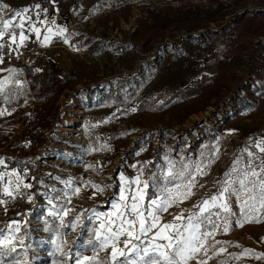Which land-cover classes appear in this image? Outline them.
Segmentation results:
<instances>
[{"label":"rangeland","instance_id":"rangeland-1","mask_svg":"<svg viewBox=\"0 0 264 264\" xmlns=\"http://www.w3.org/2000/svg\"><path fill=\"white\" fill-rule=\"evenodd\" d=\"M1 1L0 5H3ZM4 1L8 8L0 10V16L6 19L17 11L18 5ZM191 1L193 3L208 2V0ZM219 1L230 2V0ZM244 1V6L233 9L225 20L219 24L211 23L210 28L220 31L221 40H206L205 29L188 31V27L197 23L196 20L191 19L184 21L181 30L166 31L164 39L159 37L155 40H147L151 34L150 30L144 39L140 38L137 34L140 20H144L146 25L151 22L147 18L149 13L145 11L146 4L162 8L165 4L158 0H127L118 6H112L106 2L100 4V0L38 2L42 11L41 18H48L51 22H55L52 23L54 26L65 29L64 37L56 36L50 43L51 48L57 49L64 59L63 61L50 59L49 64L50 61H54L64 71L79 70L82 76L74 90L62 93L56 101L55 109L49 119L50 132L45 133L46 141L42 145V150L30 155L31 163L36 167L34 174H31L29 168L21 171L16 167L8 168L4 160L5 153L0 152V159L4 160V164L0 165V172L15 171L22 177L23 184L32 185L31 188L26 189L21 185L20 194L13 192L12 197H9L3 193L7 177L2 182L1 199L5 203L2 204L4 214L0 216V239L12 237L11 243L15 246V250L25 249L19 259L20 263L39 264L40 257L44 255L49 264L58 257L65 264H75L78 258L76 254H83L84 246L81 245L84 243L78 240L77 247L71 248L69 246L71 231H77L81 227V236H83L89 217L98 222L94 212H111L110 204L119 196L120 175L123 174L132 181L143 170V166H140L135 174H131L132 165L140 160L148 162L155 158L159 159L157 169L164 174L168 169L165 157L179 162L178 156L183 149L184 154L188 156L187 164L206 163L218 147L219 159L208 169L209 174L197 178L204 187L198 188L196 195L180 206L183 209H191L193 204L216 192L217 181L226 179L224 174L237 158L242 160L241 167L249 162L247 153L243 151L245 148L256 153L257 156H264V153H260L253 146L254 141L264 139V118H245L242 108L233 102L239 94H246L253 88L248 86V75L253 77L252 86L257 83L255 78L263 75V72L259 71L261 62L256 49H260V41H264V0ZM239 13H243L244 17L237 18ZM146 25L143 26L141 33L147 31ZM65 37L68 43L64 42ZM188 37L192 39H186ZM177 38L180 39L176 40ZM20 49L23 48L15 46L16 54L20 53ZM24 50L29 55L25 63H22L20 59V65L29 63L38 69L49 66V64L42 67L38 65L36 53L32 48ZM234 56L242 59L238 67L235 64L236 59H233ZM8 69H13V65L0 66V80L10 75ZM217 72L220 73L217 83L221 81L223 83L226 76L233 72L237 75L231 89L227 93L218 90L216 93L206 94L202 85L199 84L197 87L203 92L187 101L167 106V119L171 121L169 124L150 123L147 117H141L138 113V97L156 96L162 93L163 96L160 98L162 101L164 97L179 89L193 85L204 75L210 76L208 80H211V76ZM112 86L117 95L119 92L123 94L119 97L109 96L108 90ZM90 88L92 89L89 90ZM132 88L135 89L134 93L130 92ZM227 97H230V102L227 101ZM32 106L33 103L29 102L27 109L29 110ZM212 107L215 110H212ZM132 108L136 111L132 112ZM86 121L92 123L100 134L107 137L114 129L131 130L128 143L107 166L105 177L99 176L90 167L88 155L79 153V149L87 151L89 147L84 129ZM141 121L145 122V126L141 125ZM258 122H261L262 126L252 127L253 123ZM163 129L174 130L177 134L176 142L171 148L163 147L160 143V150H158L154 148V141H151V145L138 144L143 137L154 133L159 135ZM194 136L197 137V141H194ZM83 137L87 142L83 140ZM182 138H185V142H182ZM69 142L78 147L71 146ZM131 147L137 150L138 158L130 165L127 153ZM256 163L258 164L259 160ZM154 173L156 174L157 171ZM57 177L59 179H56ZM12 179L15 180V177ZM69 180L72 181L71 186L62 183ZM88 181L101 186L112 185V187L105 189L102 194L93 196L95 189L91 186L85 187ZM164 181L163 183L167 184ZM149 185L145 206L156 195L150 183ZM168 186L172 187L171 184ZM77 187L81 188V194L73 195V190ZM116 187L118 192H115ZM52 188L57 189L58 192H52ZM64 193H68V196L66 197ZM22 194L31 196L32 200L28 199L24 204H20L18 198ZM49 196L53 199L48 206L46 201L49 200ZM57 196L60 198L56 199ZM40 201L43 203L39 204ZM65 208L72 211L64 215ZM58 209H62V212H57ZM50 210L58 215H48ZM233 210L239 213L234 200ZM179 211L180 209L176 207L171 208L169 213L162 215V222L171 221L173 214ZM187 214L186 212L185 215ZM38 215L56 219L60 227L52 233L38 229L40 223L37 220ZM77 215L80 216L79 221H76ZM60 216H63V224L65 223L66 226L61 225ZM261 222L263 226H259V222H253L250 228L252 236L244 233L234 221L227 233L218 230L215 237L221 239L219 248L224 247L227 252L230 243L224 242L230 239L231 242L238 243L240 249L248 248L264 253V220ZM73 224L76 225L74 230ZM17 226L19 231L15 230ZM155 231L148 234L150 239ZM21 238L23 243L20 242ZM126 238L121 237L119 247H124L123 241ZM144 239L141 237L142 244L134 242L141 247H147L149 244ZM156 243L163 244L166 241L158 240ZM57 246L61 250L56 254L54 249H57ZM65 250L72 252L71 258H67L64 254ZM99 253H107L110 256V249L99 251ZM95 254L97 253L93 251L91 256ZM6 257L8 256L0 257V263ZM133 258L134 256H129V259ZM234 261L239 264H264V256L259 258L251 253L247 255L241 253ZM208 264L213 263L209 260Z\"/></svg>","mask_w":264,"mask_h":264},{"label":"snow or ice","instance_id":"snow-or-ice-1","mask_svg":"<svg viewBox=\"0 0 264 264\" xmlns=\"http://www.w3.org/2000/svg\"><path fill=\"white\" fill-rule=\"evenodd\" d=\"M35 7L40 8V5L37 4ZM7 8V4L0 5V10ZM29 13L30 9L24 8L22 11H14L7 19L0 16V64L4 63L3 52L6 47L12 49V45H16V48H19L28 40L29 37L25 35L26 24L28 25L27 31L34 32L37 39L40 38L41 30L32 22ZM40 23L44 24L45 21L41 20ZM47 32L64 37L65 29L60 28L56 33H53L52 28L49 27ZM52 35L44 36L41 41L42 46H47L51 42ZM18 39L19 43H17ZM64 42L68 43L66 37ZM7 71L10 75L0 80V96H3L5 101L15 95V88L23 87L20 81L13 82V76L17 70L8 69ZM36 71L39 72L40 69H36ZM131 111L135 112L136 109L132 108ZM5 114L6 110H0V115ZM253 146L260 153H264V139L254 141ZM243 151L247 153L249 162L241 167L242 160L237 158L232 167L224 174L226 179L217 181L216 192L193 204L191 209H183L180 206L194 197L198 188L204 187L197 178L209 174L208 169L219 159L218 147L206 163L187 164L183 160L177 162L165 157L168 169L164 173L163 179L167 184L158 183L156 174L153 173L151 188L156 195L155 198L150 199L147 206H145V199L148 197L150 185L148 180L142 178L143 170L132 181L121 174L119 196L111 202L113 211L109 213L94 212L96 219L101 223L98 229L92 230L94 238L88 239L87 246L97 254L89 257L77 253L78 258L75 264H93V262L95 264H208V261L213 257L226 252L224 247L217 248V245L221 244L215 239L218 230L227 233L232 228L233 221L236 226L243 227L245 223L264 220V156H257L247 148ZM257 160H259L258 164ZM177 163L181 165L179 168ZM3 164L4 160L0 159V165ZM6 177L7 183L3 186V193L6 196L12 197L13 192L20 194L21 185L25 189L32 187L31 184H23L22 177L15 171L12 173L0 172V182L5 181ZM12 177H15V180ZM39 183H43V181H39ZM62 183L71 186L72 181H62ZM169 184L172 187H169ZM88 186L95 189L93 196L102 194L105 189L112 187V185L101 186L91 181L85 183V187ZM51 191L58 192L55 188H52ZM81 191V188L77 187L73 190V195H80ZM64 195L67 197L68 193H64ZM55 198L59 199L60 197ZM28 199L31 201L32 197L29 196ZM52 199L53 197L49 196L50 204ZM233 200L239 213L233 210ZM3 203L5 201L0 199V204ZM173 207L180 211L173 214L171 221L162 222V215L169 213ZM71 211L72 209L65 208L63 214L68 215ZM186 212L187 215H185ZM48 215L56 216L58 213L50 210ZM60 220L61 225L66 226L63 224V216H60ZM79 220L80 216L77 215L76 221ZM113 226H115V230ZM72 227L74 230L76 225L73 224ZM15 230L19 231V227L17 226ZM44 230L51 231L47 225ZM153 230L156 231L147 247H140L134 242L140 241L142 244L141 237L147 238L149 233H153ZM121 237H127L123 241L124 247L122 248L117 246L121 243ZM12 239V237L0 239V257L10 256L15 252V246L11 243ZM158 240L166 241V243H156ZM20 242L23 243L22 238ZM53 243L55 242L53 241ZM109 248L110 256L100 259L98 252ZM60 250V247L57 246V251ZM250 251L245 249V254L247 255ZM130 255L134 258L129 259ZM11 264H19V261L13 259ZM220 264H228V262L222 260Z\"/></svg>","mask_w":264,"mask_h":264},{"label":"trees","instance_id":"trees-1","mask_svg":"<svg viewBox=\"0 0 264 264\" xmlns=\"http://www.w3.org/2000/svg\"><path fill=\"white\" fill-rule=\"evenodd\" d=\"M127 0H100V4L109 3L112 6H118ZM165 5L162 8H156L153 5L147 3L145 11L149 13V20L151 21L146 25L144 20H140L139 29L137 34L140 38L144 39L146 33L150 30L151 34L147 40H155L161 37H166L165 32L176 29L181 30L183 28L184 21L187 19L196 20V24L188 27V31H197L199 29H205L204 36L206 40L217 39L221 40L220 31L218 29L210 28L211 23L219 24L222 20H225L226 16L231 13L233 9H238L244 6V0H208L207 3H193L191 0H158ZM184 1V2H183ZM176 4V5H175ZM244 17L243 13L237 14V18ZM147 27L145 33H141L143 26ZM172 36L174 34H171ZM262 36V34H258ZM177 38L176 40H179ZM186 39H192L188 37ZM197 42V41H196ZM260 49H256L258 53V59L261 62L259 71L263 72L261 77L255 78L256 85L250 89L246 94H239L233 102L237 103L243 110L245 118H264V41H260ZM214 44H216L214 42ZM5 48L4 63L0 66L13 65V69L17 70L13 76V82L18 80L23 84L21 88H15V95L10 96L8 101H5L3 96H0V110H6L5 115H0V152L5 153L4 160L7 163L8 168L16 167L18 170H24L29 168L31 174L36 172V167L31 163L30 155L37 154L42 150V145L46 141V131L50 129V118L55 109V104L62 93L70 90H74L79 84L82 76L79 70L64 71L57 63L50 61L49 66L42 67L39 72L36 71V67L31 64L20 65V59L16 54V51ZM255 51V50H254ZM232 58V57H231ZM236 59L235 64L238 67L242 59L239 57H233ZM220 73L217 72L211 76V80H208L210 76L204 75L196 83L186 88L179 89L173 94L164 97L160 101L162 93L156 96L138 97L137 99V111L141 117H147V121L154 124L167 125L171 121L167 119L166 108L172 103L187 101L190 98H194L199 91L198 85H202L206 94L216 93L218 90H223L226 93L231 89L232 83L236 81L237 75L233 72L231 75L226 76V80L223 83H217V78ZM90 88L89 90H91ZM123 90H125L123 88ZM132 93L135 89H131ZM123 92L115 93L112 86L108 90L109 96L119 97ZM33 103V106L28 110V103ZM141 125L145 126V122L141 121ZM84 129L88 138L89 147L87 151L79 149L80 154H86L90 157L89 165L94 171L101 177L107 175L106 168L112 163V160L119 154L129 141V130H116L114 129L107 137L104 134H100L97 128L92 123L86 121L84 123ZM176 132L171 129H163L159 135L154 133L150 136H145L139 140L138 144H150L154 141V148H159L161 143L163 147L171 148L175 144L177 136ZM182 142H185V138H182ZM71 146L78 147L71 142ZM160 146V147H161ZM129 164H133V161L138 158L137 150L131 147L127 153ZM187 155L184 154L181 149V154L178 156L179 161L183 160L188 162ZM159 159L155 158L145 162L143 160L138 161L131 167V174H135L140 166H143V177L152 183L151 177L154 171H157V182L161 185L163 183V173L157 169ZM146 166V167H145ZM181 165L178 164L179 168ZM166 182V181H164ZM115 192H118L116 187ZM2 182H0V199L2 198ZM113 197H111L112 199ZM4 214V207L0 204V216ZM37 220L40 221L38 229L52 233L55 229L60 227L59 222L49 216L38 215ZM97 221L88 219L86 221V228L84 229V235L79 238V242L87 244L88 239L94 238L93 229L97 227ZM259 226H263L262 222L258 223ZM50 227L51 231H45V226ZM252 223H245L242 231L248 236H252L250 228ZM216 240L221 241L219 237H215ZM224 243L229 244L227 252L213 257L210 260L213 264H220L222 260H227L228 264H239L234 259L241 253H245V249L239 248V244L231 242L230 239H226ZM35 248H37L35 246ZM217 248L219 246L217 245ZM57 254V249L55 248ZM53 250V251H54ZM251 250V249H249ZM25 249H16L10 256L6 257L0 264H11L12 260L19 261ZM34 252V251H32ZM31 252V253H32ZM253 256L262 258L264 253L251 250ZM32 255V254H31ZM99 258L103 259L109 257V255L99 253ZM19 264H22L19 262ZM52 264H65L59 257L54 259ZM95 264V262H93Z\"/></svg>","mask_w":264,"mask_h":264},{"label":"crops","instance_id":"crops-1","mask_svg":"<svg viewBox=\"0 0 264 264\" xmlns=\"http://www.w3.org/2000/svg\"><path fill=\"white\" fill-rule=\"evenodd\" d=\"M7 1L12 3L15 6L18 5V6H16V10L17 11H22L24 8L30 9V13L29 14L32 17V22L35 23L36 27L40 28V30H41L40 38L37 39V37H36L34 32L27 31L28 25L26 24L25 25V35H27L29 38H28L27 41H25L24 45L19 47V48H23V49L32 48L33 51L36 53L37 62H38V65H40V67H42L44 65H48L50 59H53L55 61L56 60L63 61V59H64L63 55L59 54L57 49L51 48V46H50L51 42L47 46H42V44H41V41L44 39L45 35H52V34H49L47 32V29L49 27L52 28L53 33H56L59 30V27L58 26H54L52 24V22L48 18L42 19L41 18V13H42L41 9L35 7L38 4V2H41L43 0H7ZM1 2H3V4L6 3L4 0H2ZM41 20L45 21V23L41 24L40 23ZM17 31H19V30H17ZM55 37H56V35H52V39L55 38ZM17 43H19V39L17 40ZM67 70H70V69L67 68ZM259 126H262L261 122L253 123V125H252V127H254V128H257ZM134 179H132V180H134ZM111 211H113L112 208H111ZM100 223H101V221L98 220V225H97L96 229H98L100 227ZM113 227H114V230H115V226H113ZM117 246L119 247L120 245L118 244ZM83 249H84V251H83L82 255L91 257L93 250L89 246H87L86 243L84 244Z\"/></svg>","mask_w":264,"mask_h":264},{"label":"built area","instance_id":"built-area-1","mask_svg":"<svg viewBox=\"0 0 264 264\" xmlns=\"http://www.w3.org/2000/svg\"><path fill=\"white\" fill-rule=\"evenodd\" d=\"M9 11H11L10 8H9ZM28 55H29V54H28L24 49H20V53L17 54V56L19 57V59H21V62H22V63H25V61H26ZM22 63H21V64H22ZM247 82H248V86H249V88H252V87L255 86L254 84H253V86H252V84H251V83H253V77H252L251 75H248V77H247ZM226 99H227V101L229 100V102L231 101V100H230V97H227ZM211 109H212V110H215L214 107H212ZM237 110H238V108H237ZM49 132H50V131L48 130L47 133H49ZM200 134H201V133H200ZM200 134H199V136H200ZM193 138H194V141H197V137H196V136H194ZM83 140L86 141V139H85L84 137H83ZM86 142H87V141H86ZM192 144H194V142H192ZM192 149H193V148H192ZM38 156H41V155H38ZM40 159H41V158H40ZM60 162H61V160H60ZM60 171H62V169H61ZM89 171H90L91 173H93L91 169H89ZM93 174H94V173H93ZM103 179H104V178H103ZM27 200H28V197H27L25 194L20 195L19 198H18V202H19L20 204H24L25 202H27ZM41 203H43V201H40V202H39V204H41ZM46 204H47L48 206L51 205V204L49 203V200L46 201ZM57 212L61 213V212H62V209H58ZM64 225H66V224L64 223ZM235 232H237V230H236ZM81 235H82L81 227H79L77 231H71V233H70V235H69V246H70L71 248H76V247H77V245H78V243H79L78 240H79V238L81 237ZM150 240H151V239L149 238V236H148L147 238L144 239V241L147 242L148 244H149ZM137 242L140 243V241H137ZM64 254H66L67 258H71V257H72V252L69 251V250H67V251L65 250V251H64ZM38 255H39V254H38ZM43 259H44L45 261H43ZM40 260H41V261H40L39 264H49L48 261H46L47 258H46L44 255H42V256L40 257Z\"/></svg>","mask_w":264,"mask_h":264}]
</instances>
